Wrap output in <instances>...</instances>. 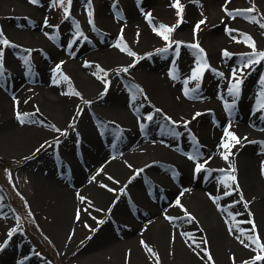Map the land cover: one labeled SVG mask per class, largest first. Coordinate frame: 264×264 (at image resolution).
I'll return each instance as SVG.
<instances>
[{
  "label": "bare ground",
  "instance_id": "6f19581e",
  "mask_svg": "<svg viewBox=\"0 0 264 264\" xmlns=\"http://www.w3.org/2000/svg\"><path fill=\"white\" fill-rule=\"evenodd\" d=\"M189 1L179 0L180 4ZM142 3H147L151 12L169 14L175 10L170 5L162 7L157 0H142ZM258 3L264 12V0H258ZM72 4L76 5L77 2L73 0ZM103 9L104 6L101 7ZM48 10L47 5L35 7L29 0H0L1 31L5 32L10 42L3 51V75H0V79L13 92L6 93L0 88V147L12 156H27L34 144L54 137L56 128L70 123L75 113L73 105L83 98L93 97L102 89V63L109 69L130 63L126 52H119L111 45L103 48L95 39L91 44L79 46L76 50L79 59L65 60L66 52L55 44L65 42L64 46L67 44L68 50L74 51L78 42L72 40L69 32L57 35L53 41L55 44L49 42L46 37L48 26H43L42 21L48 18ZM126 10L129 22L139 23L145 42L151 44L154 34L147 22H141L140 12L131 3ZM13 13H27L33 17L34 30L28 38L32 41L31 45L29 41L21 43L26 33L22 32L19 24L12 25L13 22L5 21V15ZM214 13L219 20L213 27V39L226 44L231 42V32L237 30L234 27H243L241 31L245 33V29L254 26V32H257L259 21L263 20L261 16L243 12L235 14L232 19ZM190 15L192 8L186 11V22ZM103 21L108 31L114 30L112 18L104 12ZM228 22L232 31L225 26H229ZM218 23L224 24L223 30H218ZM179 31L183 36H190L185 22ZM18 43H21V48L16 46ZM36 43L50 50L49 55L55 63H61V60L69 62L65 73L61 72L63 67L56 73H50L49 64L42 62L38 67L41 84L32 83L33 78L25 81L21 77L14 67L18 56L11 52L10 47H14L20 55L25 46L37 47ZM261 45L264 46V43ZM167 52L155 54V63H152L150 72L139 75L125 72L123 76L133 84L138 76L148 93H135L133 99L123 97L121 84L112 77L107 92L81 109L73 130L59 143L47 146L35 157L39 162L33 164L36 169L32 175L41 198L45 200V209L52 216V222L47 226L48 235L61 253L66 251L76 260L100 264H157V260L159 264H252L255 256H264V176L261 175V163L264 162V109L260 105L264 100V80H256L257 72L262 71L264 75V66L260 67L258 63L255 66L249 64L248 67L241 64L227 66L229 72L237 70V76L242 81L238 106H233L230 103L233 97L231 93H219L217 88L211 86L192 93L184 83H173L167 69L157 62ZM187 54L193 56L194 51L184 50L176 58V64L180 66ZM236 59L223 58L222 61L226 64ZM6 72L12 73V80L5 76ZM225 75L235 83L229 73ZM222 76L217 75L216 80ZM221 104L224 113L220 109ZM151 107L163 108L161 114L155 112L158 117L156 126L158 123L167 125L162 124L163 121L179 128L186 124V128L195 133L194 137H187L179 145L173 141H163L173 147L156 142L154 138L158 139V128L156 130L152 123L138 129L141 122L136 113ZM207 111L214 113L212 118L218 123L209 124L211 116ZM17 113L21 114L24 123L17 120ZM228 117H232V129L236 130L232 133L241 139V143L234 144L230 138L223 137L225 142L232 145V155L225 160L222 155L227 150L220 147L222 140L218 126ZM99 123L106 124L104 141L94 127ZM257 126L259 129H255ZM117 128H121V131H117ZM111 137L117 139V156L105 152L104 143ZM196 138H199V142L193 148H197L200 155H205L207 151L212 153L211 157L205 158L206 163H200L197 157L192 156L191 142ZM189 156L193 159H189ZM55 162L68 172L67 182L57 174ZM197 164L204 165L200 172L195 171ZM230 165L236 169L235 172L231 171ZM42 167L44 169L41 170ZM208 172L207 180L202 182L201 176ZM230 175L236 176L235 183L228 179ZM225 184L231 185L230 189L225 188ZM237 187L239 192L235 190ZM160 192H164L161 198ZM226 192L231 194L225 195ZM80 196L85 198L83 203ZM170 198L171 202H168ZM177 200L180 201L179 206ZM1 208H4L3 204L0 206V245L4 246L0 248V264H35L32 257L22 260L24 255L21 256L19 252L20 249L23 251L27 242L21 243L18 249L17 243L22 239L20 232L15 231L9 237L7 227H12V224H9L6 216L7 209ZM77 210H80L79 220L76 218ZM185 211L188 215H185ZM249 220L254 223L255 232L251 231L253 224L247 223ZM255 237H259V244L253 243ZM77 240L75 246L74 241ZM148 248L152 249L151 253ZM201 249L211 255V262ZM255 264H264V260Z\"/></svg>",
  "mask_w": 264,
  "mask_h": 264
},
{
  "label": "rangeland",
  "instance_id": "374dc122",
  "mask_svg": "<svg viewBox=\"0 0 264 264\" xmlns=\"http://www.w3.org/2000/svg\"><path fill=\"white\" fill-rule=\"evenodd\" d=\"M72 1L73 0H71V3L68 4L67 0H64L63 3H54L53 0H38L36 4H33L35 7H39L44 4L49 8L47 25L45 24V18H43L42 20L44 24L43 26H48V32L46 33L47 30H45V33L49 42H53L57 35H60L64 32H69L72 40L78 42L76 50L78 49L77 47L81 46L83 43L91 44L95 39L100 42L99 44L102 45L103 48L109 47V45H111L112 48H117L119 52L121 51V48H124V52H126L127 55L128 52H132L135 55H128V61H130L129 64L125 66L123 65L121 67H114V69L106 68L105 64L102 63V65L104 66L102 67L104 76L100 80V85L103 86L102 89H100L93 97L83 98L81 101L75 103L73 105V111L75 113L74 115L72 114L70 123L63 128H56V131L57 129H59V131L56 132L54 137L41 140L39 144H34V148L32 152H30V154H28L27 156L24 155L19 157L17 155L12 156L6 149L0 147V206L1 204H3L4 206V208H1V210L7 209L6 216L9 219V224H12V227L15 228L16 231L20 232V236L22 237V239H20L19 243H17V246H20V244L24 241L27 242V245L23 248V251L22 249H20V255L23 256L24 254H26L27 256V252L34 253L35 256L33 257V263L42 261L45 264H100L96 261L90 260H76V258H74L71 253H68L66 251L65 253H61L55 243L52 242L47 232V226L51 224L52 216L45 209V200L41 198L39 194V190L36 186L35 178L32 175V172H34V170L36 169V166L33 164L39 162V160H35V157L38 155V153L42 152V150L47 146H53L59 143V141L62 140L71 129L73 130L74 121L81 112V109L83 107L91 105L93 103L92 101L98 99L99 97H102L104 93L107 92L105 90L104 81L107 82L108 88V82H110L111 78H116L117 81L121 84L120 88L122 90L121 93L123 97H128V95H131L132 93H148L147 88L143 83H141L138 76H136V83L133 84V82L131 83L130 80L124 78L125 72L120 71V69L128 68L127 72L135 73L137 75H139V73L141 72H150L152 63H155L154 56L156 53H159L157 50L168 48L169 51L166 53V55L161 59H157V62L161 67H165L166 69L170 70L169 63L171 60L174 61L173 64L176 68V71L167 70V73L170 75L173 83H184L186 85V88L192 91V93L200 92L208 86L217 88V91L219 90V93L221 91H223L224 93H230L229 88L233 84V80L230 81L228 78L229 76H226L225 74L229 73V75L232 77L233 71L230 70L229 72L227 70V66L236 67L238 66V64H241L240 66H243L244 63L248 60L249 55L264 52V46L261 45L262 43H264V28L260 27L261 24H264V12L262 11L258 3V0H229V2L227 3L226 0H190L189 2L181 4L182 14L180 17L177 16L176 8H174L175 10H172L169 14H161L154 11L151 12V9L149 8V6H147V3L143 4L142 0H106L105 3H103V0H90V2L89 0H74L77 2L76 5H73ZM157 1L158 4L162 7H168L169 5L172 6L174 2V0ZM129 3H131V5L140 12L141 22H147L150 31H152V33L154 34V40L151 44L145 42L141 25L139 23L133 24L127 19L126 9ZM102 6H104L103 10H101ZM188 8H192V15H190L189 21L186 22V11ZM225 8H227L228 13H231V15L225 12ZM248 8H252L254 9V11H246ZM65 9H67L68 11L67 18L65 17ZM237 11L251 16H261L260 19L263 20L259 21L258 31L254 32L255 30L253 25L251 29H245V33L241 31L244 30V28L238 26L234 27L237 29L236 31H232L231 24L230 22H228L229 26H227L226 24L225 26L229 27L232 31L231 35H229V38L231 40L230 44L215 41L213 39L215 37L213 27L216 25L219 17L218 15L214 17V12H218L225 15L226 17H229V19H232L233 17H235V14H237ZM103 12L112 18V26L114 28L113 31H108L107 27H105V22L103 21ZM89 13H91V16L89 15ZM1 18L2 17H0V20ZM4 18L6 22H13L12 25H15V23L19 24L22 32L26 33L25 37L20 40L22 44L29 41L28 38L30 37L31 32L34 30L32 25L33 22L31 19L33 17L31 16V14L13 13L5 15ZM20 19H23L24 21L21 22ZM178 19L181 22L179 23V26L175 27L171 32L169 41H165L161 36L156 34V31L162 30L160 28L161 25L168 27L175 26L177 25ZM202 19L205 21V23L200 25L199 30H197L194 34L195 25ZM89 20L92 21L91 24L89 23ZM184 22L188 24L191 38L189 34L187 36H183L182 34H180L181 32L179 31V27L181 28ZM218 25V30H223L224 24L222 26V24L218 23ZM153 29H156V31H154ZM3 37L7 39L5 32L3 33ZM249 37L251 38V41H249ZM173 41L181 42L178 49L176 48L175 43H172ZM31 42L32 41L28 42L29 45H31ZM250 42L255 45V48L249 47ZM21 43H18L16 46L21 48ZM62 43L54 44L56 47L59 45L64 49V51L66 52L65 60H67V58L72 60L79 59L80 56L76 55V50L71 51L68 50V48L65 49V42L64 44ZM193 43L199 44L200 48L204 50L202 60L200 59L201 54L199 52V49H193L192 47H190V45ZM169 44H171V47H168ZM36 45L37 47L33 48L25 46L23 48V52H21L20 55L17 51L14 50V47H10L11 52L18 56V60L14 65L15 70L19 74H21V77L25 81L29 78H33L32 83H42L41 79H39L38 72V67L42 65V62H46L49 64L50 73L57 72V65H60L59 70L63 67V70L61 69V72L65 73L69 62L66 63L61 60V63L60 61L58 62V64L55 63V61L53 60L54 58H51V55H49L50 50L47 47L38 45L37 43ZM4 48L6 49V46L0 44V49L4 51ZM189 49L194 51L193 56H190L188 54L185 55L186 59L181 62L180 66L179 64L177 65L176 58H179L181 53H184V50ZM224 50H226L230 54L228 57H225L223 55ZM233 57L237 59L223 64V58L229 60ZM25 58H27V63H25ZM255 58L259 59L258 55H256ZM89 60L92 62L95 61L94 59L90 58ZM204 64H207L208 67L204 68L200 79H192L193 71L198 68H202ZM258 64H260V67H263L264 60H261ZM253 65L255 66L256 63ZM105 73L107 75H105ZM4 74L9 80L13 79V75L11 72H6ZM217 75H223V78L216 80L218 78ZM256 77V80H258V82H262L264 80L262 79L264 78L263 72H257ZM197 84L199 85L198 88ZM0 88L3 92H8L10 94L13 93L8 88V86L2 84L1 79ZM193 89H195V91H193ZM102 93L103 95H101ZM232 99L233 98L231 97V100ZM85 101L89 103H85ZM261 102L264 103V100H262ZM156 109L152 107L143 108L138 111L136 115L143 120L146 117V113L155 114L154 119L152 120V122H155L156 120L158 121L156 113L160 112L159 114H161V109L163 108L161 107L159 112H157ZM220 109L222 113H224L223 111L225 109L222 104L220 105ZM232 120V117H228L224 118L220 122L221 124L218 126V130L221 134L220 140H222V138L224 137L225 128H228L230 132L236 131L232 129ZM212 123V119L211 117H209V124L211 125ZM162 124H166V122L163 121ZM153 125L156 126V122ZM163 126L164 125H161L160 123H158L156 126V130L158 128V131H156V133L159 135L158 138L168 137L167 134L162 132L165 129L163 128ZM94 127L96 130L97 128L101 127V130L105 131L106 124L99 123V125L95 124ZM255 129H259V126L255 127ZM119 130H121V128H117V131ZM178 132H181L179 138L182 142L187 137L188 139H190L195 135L194 132H190V130L184 126L182 128H179ZM154 140L163 144L162 140H159L157 138H154ZM197 140L199 142V138L196 139V142ZM171 141L178 142L179 140L173 138ZM133 142L136 143L137 141ZM74 144H76L75 141ZM166 146L170 145L168 144ZM37 149H39V151H37ZM193 149L195 150V153L192 154L193 156L198 158V162L200 163H206L207 160L205 158H209L212 156V153L210 151H207L205 155H200V152L198 153L199 150L197 148ZM29 162L33 163L30 164ZM42 169L44 168L42 167L41 170ZM61 170L62 169H60V171ZM56 172L57 174H59L58 170H56ZM62 174H64V172H62ZM62 174L60 176H62L63 178H67V176H64ZM225 188L230 189V187ZM172 198H170L168 202H171ZM8 227L7 234L11 231L10 228H12ZM77 242L78 240L74 241L75 246Z\"/></svg>",
  "mask_w": 264,
  "mask_h": 264
},
{
  "label": "snow or ice",
  "instance_id": "6c2138e0",
  "mask_svg": "<svg viewBox=\"0 0 264 264\" xmlns=\"http://www.w3.org/2000/svg\"><path fill=\"white\" fill-rule=\"evenodd\" d=\"M37 2H38V0H29V3H31V4H36ZM53 2H54V3H63L64 0H53ZM67 2H68V4H70V3H71V0H67ZM89 2H90V0H89ZM227 2H229V0H226V3H227ZM172 7H174V8L177 9V16L180 17L181 14H182V5L180 4L179 0H174V2H173V4H172ZM246 11L251 12V11H254V9L249 8V9H247ZM225 12H226L227 14L231 15V13H228L227 8H225ZM237 14H239V11H237ZM89 15L91 16V13H89ZM67 16H68V11H67V9H65V17L67 18ZM180 22H181V21L178 19L177 25H175V26L168 27V26H163V25H161V26H160V28L162 29L161 31H156V29H153V30L156 31V34L159 35V36H161L162 39H164L165 41H169V36H170L171 32L174 30L175 27H178V26H179V23H180ZM89 23L91 24L92 21L89 20ZM204 23H205V21L202 19V20H200V21L195 25V28H194V34H195V32H196L197 30H199L200 25H202V24H204ZM45 24L47 25V18H45ZM260 27H261V28H264V24H261ZM81 35H82V34H81ZM248 39H249V41H251V38H250V37H249ZM9 43H10V42H9L7 39H5V38L3 37V33H2V31H0V44H2V45H4V46H9ZM172 43H175L176 48L178 49V48L180 47V43H181V42L173 41ZM13 46H14V45H13ZM117 46H118V45H117ZM168 47H171V44H169ZM190 47H192L193 49H199V52H200V54H201V55H200V59L202 60V58H203V51H204V50H203L202 48H200L199 44L193 43V44L190 45ZM249 47L255 48V45H254L253 43L250 42V43H249ZM120 50H121V51H125L124 48H121ZM157 51H158V52H167V51H168V48L158 49ZM128 55L131 56V55H135V54L132 53V52H128ZM223 55H224L225 57H228L230 54H229L226 50H224V51H223ZM256 55H258L259 59H256V58H255ZM261 60H264V52H260V53H258V54H254V55H249L248 60L245 62L244 66H245V67H248L249 64L260 63ZM25 63H27V58H25ZM97 67H99V66H97ZM207 67H208V65H207V64H204L202 68H198V69L194 70V71H193V74H192V79L199 80L200 77H201V74H202V72H203V70H204V68H207ZM59 68H60V65H57V71H59ZM101 71H102V70H101ZM120 71L127 72V71H128V68L120 69ZM0 75H3V50H2V49H0ZM105 75H107V74L105 73ZM232 77H233V79L235 80V83L231 85V87L229 88V92L233 95V97H234V99H235V98H238V96H239V93H240V84L242 83V81H241L240 78L237 76V70H235V69L233 70ZM64 79H67V77H65ZM262 79H264V78H262ZM54 82H55V81H54ZM104 83H105V90H107V82L104 81ZM198 87H199V85L197 84V88H198ZM193 91H195V89H193ZM73 94H75V95H79V93H73ZM185 94L187 95V93H185ZM101 95H103V93H102ZM85 103H89V102L85 101ZM156 111L159 112L160 109H156ZM196 115L198 116V115H200V113H196ZM16 118H17V120H19L21 123H24V120L21 119V114H20V113H17ZM193 118H195V117H193ZM147 119H148V120H152L153 117H152L151 115H149V116H147ZM173 123H175V122H173ZM140 126H141V128L144 127L143 124H141ZM70 127H71V125H70ZM185 127H186V124H185ZM57 131H59V129H57ZM224 136L230 138V140H231L232 142H234V144H240V143H241V139L238 138L234 133L230 132V131L228 130V128H225V129H224ZM244 139L246 140L247 138L245 137ZM231 146H232V145H230L229 143L225 142L224 139L222 138V141H221L220 147L223 148V149H225V150H227V151H225V153H223V155H222V158H223V159L228 160L229 156L232 155V152H231V150H230V149H231ZM37 151H39V149H37ZM189 159H193V157H192V156H189ZM203 167H204L203 164H197L196 167H195V171H196V172H200V171L203 169ZM230 168H231V171H232V172H235V171H236V169H235L233 166H231V165H230ZM139 171H142V169L139 170ZM139 171L137 172V175L139 174ZM220 171H223V170L221 169ZM261 175L264 176V162L261 163ZM109 179H111V177H109ZM228 179L231 180L233 183L236 182V176H235V175H230V176L228 177ZM222 183H223V182H222ZM101 187H107V186H106V185H101ZM225 187H231V185H229V184H225ZM108 190H109V191H113V189H108ZM235 190H236L237 192H239V188H238V187H237ZM121 191L123 192V189H121ZM230 194H231V192H226V193H225V195H230ZM79 199L81 200L82 203L85 201V198H84L83 196H80ZM213 202L215 203V199L213 200ZM176 204L179 206L180 201L177 200V201H176ZM89 206H91L90 202H89ZM245 207H247V205H245ZM185 215H188L186 211H185ZM76 218H77V220H79V218H80V210H77ZM167 218H168L169 220L173 219V218H171V217H167ZM94 219H95V218H94ZM189 219L191 220L192 217L189 216ZM99 223L102 224L103 221H99ZM247 223L253 224V227H252L251 231H252V232H255L256 229H255V225H254V223H253L251 220L247 221ZM15 231H16V229L13 228V229L8 233L9 237H11L12 233H14ZM93 231H94V230H93ZM229 231H230V233H231V229H230ZM241 235H243V233H241ZM6 243H7V241H5V244H6ZM141 243L144 244L143 241H141ZM205 243H206V242H205ZM241 243L244 244L245 247H248V244L244 243L243 240H241ZM253 243H257V244H259V237H255V238L253 239ZM3 246H4V245H0V248H2ZM196 247L199 248V245H196ZM147 250H148V252H150V253L152 252V249H151V248H148ZM201 251L204 252V255L207 257L208 261L211 262V261H212V257H211V255H210L205 249H201ZM262 251H264V249H262ZM153 255H154V254H153ZM262 260H264V256L257 255V256H255V257L253 258V260H252V264H255L256 261H262ZM157 264H159V261H158V260H157ZM245 264H248V262H245Z\"/></svg>",
  "mask_w": 264,
  "mask_h": 264
}]
</instances>
